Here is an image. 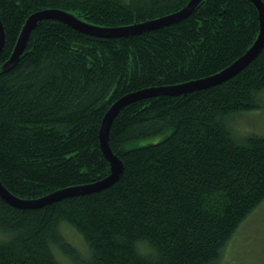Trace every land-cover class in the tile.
Wrapping results in <instances>:
<instances>
[{"label":"trees","instance_id":"16d2710c","mask_svg":"<svg viewBox=\"0 0 264 264\" xmlns=\"http://www.w3.org/2000/svg\"><path fill=\"white\" fill-rule=\"evenodd\" d=\"M188 2L0 0V66L38 10L118 27ZM258 30L249 0H202L177 23L122 37L38 21L19 59L0 69L1 183L19 198L36 199L106 177L99 129L114 102L215 74L245 53ZM263 96L264 44L221 83L125 106L108 133L123 163L111 185L38 208H18L0 196V264H216L264 200V135L237 138L229 124L259 108Z\"/></svg>","mask_w":264,"mask_h":264},{"label":"water","instance_id":"95a60500","mask_svg":"<svg viewBox=\"0 0 264 264\" xmlns=\"http://www.w3.org/2000/svg\"><path fill=\"white\" fill-rule=\"evenodd\" d=\"M200 1L202 0H189V2L183 8L173 13L166 14L161 17H157L147 21L118 27L92 25L62 9L45 8L42 10H38L36 12L31 13L26 18L25 23L20 31V34L13 48V51L9 57V60H6L7 62L5 61L6 63L4 62L0 66V69L5 70L10 68L19 59L27 43L31 31L35 28L38 21L59 20L84 33L96 37H122L139 34L145 31L155 30L161 27L177 23L187 18L195 10L196 6L199 4ZM249 1L257 9L259 30L251 46L245 51L242 56L236 59L233 63H231L229 66L225 67L221 71L204 78L191 80L175 85L144 88L136 92L129 93L119 98L110 106V108L107 110L102 119L101 126L99 129V146L110 167V172L106 177L89 184L61 188L36 199L19 198L13 195L10 191H8L0 181V196L9 204L18 208H38L59 201L66 197L98 191L111 185L115 180H117L120 173L122 172L123 163L121 159L110 148L108 142V133L112 121L125 106L139 99L167 95H183L195 90H200L216 85L236 74L257 55V53L260 51L264 44V2L263 0ZM3 43L4 28L0 20V52L3 48Z\"/></svg>","mask_w":264,"mask_h":264},{"label":"rangeland","instance_id":"374dc122","mask_svg":"<svg viewBox=\"0 0 264 264\" xmlns=\"http://www.w3.org/2000/svg\"><path fill=\"white\" fill-rule=\"evenodd\" d=\"M261 100L259 108L245 111L229 120L237 138L248 134L264 135V96ZM146 142L149 139L141 141ZM65 232L75 246L83 248L80 237L72 229L65 228ZM216 264H264V200L227 242Z\"/></svg>","mask_w":264,"mask_h":264}]
</instances>
